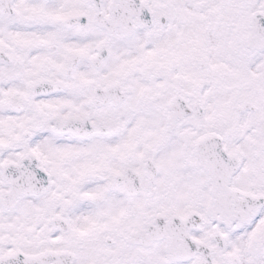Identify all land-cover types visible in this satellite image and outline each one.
I'll return each mask as SVG.
<instances>
[{
    "label": "snow or ice",
    "instance_id": "6c2138e0",
    "mask_svg": "<svg viewBox=\"0 0 264 264\" xmlns=\"http://www.w3.org/2000/svg\"><path fill=\"white\" fill-rule=\"evenodd\" d=\"M0 264H264V0H0Z\"/></svg>",
    "mask_w": 264,
    "mask_h": 264
}]
</instances>
